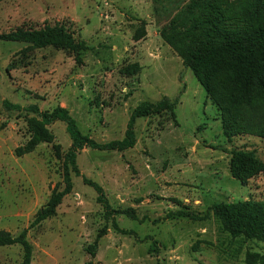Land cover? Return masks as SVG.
Returning <instances> with one entry per match:
<instances>
[{"label":"rangeland","instance_id":"1","mask_svg":"<svg viewBox=\"0 0 264 264\" xmlns=\"http://www.w3.org/2000/svg\"><path fill=\"white\" fill-rule=\"evenodd\" d=\"M186 1L0 0V33L65 22L83 44L70 51L0 41V229L17 235L28 228L31 264H264V242L232 237L208 211L216 202L264 199L261 173L240 181L229 170L232 148L251 151L264 164V138L227 137L212 99L161 37ZM163 96L178 97L176 123L169 113L152 114L136 119L133 147L81 150L70 193L53 216L29 227L62 180L71 140L57 120L48 126L53 143L16 156L32 113L4 101L65 107L83 133L105 142L123 137L138 103ZM82 175L101 185L113 209L135 218L121 213L106 219ZM113 220L131 233L116 231ZM103 226L108 229L91 258L86 248ZM21 258V245L0 246V264H20Z\"/></svg>","mask_w":264,"mask_h":264},{"label":"trees","instance_id":"2","mask_svg":"<svg viewBox=\"0 0 264 264\" xmlns=\"http://www.w3.org/2000/svg\"><path fill=\"white\" fill-rule=\"evenodd\" d=\"M160 34L212 99L221 117L223 133L227 137L248 134L264 138V0H187ZM0 41L24 43L32 48L56 46L70 51L83 48L73 28L65 22L46 24L41 28L16 27L0 33ZM177 102L178 97L170 99L167 96L158 101H141L131 110L123 137L99 142L80 130L65 107L57 105L50 110H40L35 104L22 107L4 101L9 109H24L32 113H27L25 117L28 139L14 149L16 156L33 151L40 143H53L55 136L48 126L57 120L64 122L71 140L62 157V180L53 186L47 202L36 211L29 227L53 216L63 197L70 193L73 186L71 174L80 175L77 155L81 150L124 151L131 148L136 140V119L169 113L176 123ZM54 147L57 148V145ZM229 153L232 177L240 181L258 173L264 177V164L251 151L232 148ZM81 177L85 184L96 190V200L102 204L106 219L121 213L135 218L127 210L113 209L101 185L83 175ZM208 211L219 227L232 237L244 236L264 242V199L216 202L209 206ZM177 213L190 218L198 217L193 212ZM112 227L124 234L131 233L119 228L114 220ZM27 229L24 228L17 235L0 229V246L21 245L20 264L32 262ZM107 229V226H103L93 243L86 248L91 258L95 256L99 238ZM85 264L94 262L89 259Z\"/></svg>","mask_w":264,"mask_h":264}]
</instances>
